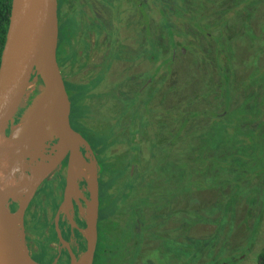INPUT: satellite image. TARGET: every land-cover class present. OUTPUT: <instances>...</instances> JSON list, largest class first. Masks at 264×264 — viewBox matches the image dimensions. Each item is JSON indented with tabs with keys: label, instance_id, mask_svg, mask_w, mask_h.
<instances>
[{
	"label": "rangeland",
	"instance_id": "374dc122",
	"mask_svg": "<svg viewBox=\"0 0 264 264\" xmlns=\"http://www.w3.org/2000/svg\"><path fill=\"white\" fill-rule=\"evenodd\" d=\"M138 3L135 17L124 18L109 0L106 23L83 26L78 39L79 6L61 18L60 56L67 58L60 70L72 120L102 166L100 230L103 217L118 210L125 219L136 214L141 232L158 224L164 237L144 238L156 250L142 264H254L264 246V0ZM96 28L106 30L105 43L103 33L95 42L91 30L85 34ZM88 44L87 55L78 51ZM41 86L35 74L17 121ZM121 113L133 120L122 118L126 129L135 125L120 135ZM95 123L102 127L88 132ZM89 159L96 174L91 153ZM27 164L16 170L21 192ZM45 234L35 225L28 238Z\"/></svg>",
	"mask_w": 264,
	"mask_h": 264
},
{
	"label": "water",
	"instance_id": "95a60500",
	"mask_svg": "<svg viewBox=\"0 0 264 264\" xmlns=\"http://www.w3.org/2000/svg\"><path fill=\"white\" fill-rule=\"evenodd\" d=\"M59 8L60 0H11L10 3L8 26L0 54V264H42L28 251L23 212L37 186L61 157L55 160V156L51 163L27 166L28 171L31 168V174L28 176L27 173L25 188L16 200L11 198L8 189L11 168L26 161L29 149L38 145L39 141L43 144L48 138L58 140V149H71L67 192L77 189L75 178L80 175L85 177L90 194L85 206L79 207L85 221L82 233L86 237V247L78 258L72 257L71 264H92L94 259L98 239L97 171L88 176L75 168L76 160L85 161L78 153L79 144L84 145L88 153L92 152L69 122L71 102L57 61ZM35 74L41 77L43 87L23 120L17 123L15 113ZM15 124L21 125L15 132L9 133ZM10 134H13L14 143L23 149L14 157L9 155L6 146ZM12 200L18 204L15 211L11 209Z\"/></svg>",
	"mask_w": 264,
	"mask_h": 264
},
{
	"label": "flooded vegetation",
	"instance_id": "af4514ba",
	"mask_svg": "<svg viewBox=\"0 0 264 264\" xmlns=\"http://www.w3.org/2000/svg\"><path fill=\"white\" fill-rule=\"evenodd\" d=\"M98 1L83 0V2L86 5H88V7L90 8L89 14H87L84 9L85 5H83L82 0H65V1L60 0L58 37L60 35V29L64 33L66 31V27L62 26L61 18L64 17L66 14L72 12L73 4H75V6H79L82 16L80 20L81 23L80 21L77 22L79 23L80 26L78 31L74 35V39H78L77 38L78 34L82 35L80 28L82 29V27L85 25L89 26L92 22H94V25H96V23H102V22L106 23V21L108 20V15L105 9H103V6L105 7L104 4L107 3L109 0H98ZM117 2L119 3L118 6L119 7L118 10L120 12L119 16L121 15V13L126 12L124 18L128 17L130 14L132 15V17H135V12L137 13V10L139 8L138 0H117ZM124 4L125 7H123ZM101 11L103 12V15H101ZM75 12H77V9L75 10ZM136 22L137 21L135 20L134 23L135 26L138 24ZM90 30L94 36V42L96 40V37L98 38L97 40L100 41L99 34L103 33L101 36L103 37V43H105L106 40L105 37L107 35L106 30L101 28L100 29L96 28V30L88 29L86 30L85 34ZM75 41L77 40H74V42ZM86 41L88 42V40ZM89 44L86 46L85 50L83 48H80L79 45L78 51L81 53H85L87 55L88 54L87 52H89L88 50L90 48ZM94 47H95V43H94ZM174 49H173V54L175 51ZM77 55H79V53H76V57L78 58L79 56ZM65 58H67V56H65ZM64 83L66 86L67 82L65 79H64ZM17 118L18 117L15 118V121H17ZM69 122L71 127L83 137L82 132H80V130L76 127L78 121L74 122L72 120L71 112L69 115ZM58 144L59 143L56 138H48L45 141H43V144L39 141L38 145L35 144L36 147L34 146L32 149H29V156H27L26 159V161H30V164L27 166L35 167L40 163H49L50 160L54 159L55 156H56L55 160H57L58 157H61L60 160H58V162L56 163L55 168L37 186V188L33 193V196L26 204L23 212L25 242L28 251L35 260H37L42 264H61L63 263L62 260H65L64 264H71L72 257L78 258L86 247V239L83 238L81 235L82 230L85 228V221L79 211V207L85 206V200L90 198V194L88 192V184L84 176L77 175L75 178L77 189H75L72 192H67L68 162L71 155V149H66L65 151H64V147L58 149ZM78 149H79L78 153L81 154L83 158H86L87 161L89 162L90 159L89 156H87L88 152L86 151L84 145L79 144ZM30 169L28 171V176L31 174ZM97 186H98L97 232H98L99 220H100L99 217L100 175L99 176L97 175ZM17 206H18L17 202L12 200L11 209L13 211L17 210ZM35 225L40 226V229H44V232H46V234L43 235V238L40 240H36V239L29 240L28 233L31 232V227ZM34 241H36L37 244H34V246H32L31 244ZM33 247L35 248L33 249ZM51 258H53L54 260L50 262ZM57 258L61 260L58 261Z\"/></svg>",
	"mask_w": 264,
	"mask_h": 264
},
{
	"label": "trees",
	"instance_id": "16d2710c",
	"mask_svg": "<svg viewBox=\"0 0 264 264\" xmlns=\"http://www.w3.org/2000/svg\"><path fill=\"white\" fill-rule=\"evenodd\" d=\"M10 3H11V0H0V54L2 51L3 44H4L5 34H6L7 26H8ZM60 33L61 34L58 37V46H57V61H58L59 67L62 63V60L65 59V57L60 56L61 52H60V47H59V38H61L62 34L64 35V32L61 31V29H60ZM74 52L75 51L72 52L71 56L70 55H68V56L72 57L74 55ZM32 78H33V76H32ZM67 84L68 83H66V89H67ZM69 85L71 87L74 86V87L78 88L79 87L78 85H80V84H69ZM67 92H68V90H67ZM68 95H69V92H68ZM119 117H120V119H116V120L119 121V126L121 125V128H120V130H121L120 135H121V134H123V132L126 129L124 127V124L121 123L122 118H124V117L126 118V120H125L126 124L128 121L133 122V120H131V119L129 120L128 116H126L125 113L124 114L121 113V116L119 115ZM77 121L78 120H76V122ZM88 121H87V119L82 118V123H83L84 127H86L84 124L86 122L88 123ZM15 122H17V121H15ZM130 125L134 126L135 124L129 122L128 127L126 125L127 129L130 128ZM146 126H148V122L143 126V128H145ZM76 127L80 130V132H82V130L80 128L81 126L79 127L77 124ZM91 127H92V129H91ZM99 127H102V126L95 123L92 126L87 127L88 130H90L88 132L92 133L95 131V129H99ZM134 130H135V128H134ZM140 131H143V129L141 128ZM82 135H83V138L85 139V141L88 143L90 150L96 159V162L98 165L97 166V175L98 176L100 175V177H101L102 166H101L99 158H98V152L95 149L96 146L93 145L92 141L83 132H82ZM131 136H133V134ZM131 141H133V140H131ZM116 212H117L116 216L115 215L112 216V214H113L112 213L109 215V217H106V218L103 217V221H104L105 226L102 227L101 230H100V220H99L98 242H97V246H96V250H95V254H94L93 264H126L127 261H129L130 264H142V259L145 257L151 256L150 255L151 251L156 250L155 246H153V245H152L153 247H150V248L147 244L144 245V242H145L144 238L148 237L149 235L152 234L150 237H153V238L156 237L158 239V237L161 235L159 232L154 230L155 227L158 226V224L153 223L148 230L146 228L145 230L143 229L144 231L141 232V230H142L141 226L142 225H140L139 221H137V218H135L136 214L130 216V214L128 213L129 218L125 219V215H126L125 211L120 212L118 210ZM171 212H172V209H171ZM156 216H158V214ZM99 217H100V214H99ZM163 220L161 222H159V224H161L163 222ZM151 229H153V230H151ZM161 237H164V236H161ZM126 248L128 249L127 250L128 254L125 256V249ZM159 250H161V249L159 248ZM149 260H150V258H149ZM157 264H159V263H157ZM254 264H264V246H263L262 250L259 252V254L256 258V262Z\"/></svg>",
	"mask_w": 264,
	"mask_h": 264
},
{
	"label": "bare ground",
	"instance_id": "6f19581e",
	"mask_svg": "<svg viewBox=\"0 0 264 264\" xmlns=\"http://www.w3.org/2000/svg\"><path fill=\"white\" fill-rule=\"evenodd\" d=\"M41 88H42V86H41ZM37 97H35V98H37ZM20 125L21 124H17L16 126H20ZM6 146H7V151L11 157L19 155L23 150L21 147H19L17 144L14 143L13 134H10L8 136V138L6 140ZM20 166H21V164L15 165L11 168L8 192H9V195L11 196V198L13 200H16L19 197V195L21 194L17 179H19V178L22 179L23 177H22V174L17 175V172H16V170ZM75 168L77 171H80V172H82L88 176H91L92 174H94V167H93V164L91 162L89 163L87 161L76 160L75 161ZM85 235L88 236L87 233H85Z\"/></svg>",
	"mask_w": 264,
	"mask_h": 264
}]
</instances>
